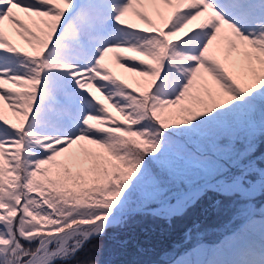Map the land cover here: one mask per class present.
<instances>
[{
    "label": "snow or ice",
    "instance_id": "snow-or-ice-1",
    "mask_svg": "<svg viewBox=\"0 0 264 264\" xmlns=\"http://www.w3.org/2000/svg\"><path fill=\"white\" fill-rule=\"evenodd\" d=\"M257 138L264 0H0V264H109L134 216L209 192L237 200L232 239L162 264H264Z\"/></svg>",
    "mask_w": 264,
    "mask_h": 264
},
{
    "label": "trees",
    "instance_id": "trees-1",
    "mask_svg": "<svg viewBox=\"0 0 264 264\" xmlns=\"http://www.w3.org/2000/svg\"><path fill=\"white\" fill-rule=\"evenodd\" d=\"M256 140L261 141V148L264 147V140L260 138ZM7 175H11V173ZM214 209L216 208H211V212L208 215L216 219L218 218V212L217 210L213 211ZM148 219L146 217L135 216L127 227L119 230L117 234L128 241L127 248L124 250H114L111 244H109L103 259L109 262V264H149L150 262L159 260V256L154 252L159 251L167 245L168 239L163 233L160 235L159 230L152 222H147ZM223 222H231V218L226 216ZM184 225L185 222L183 220L177 221L175 223L176 231L180 230ZM159 245H162V247H158Z\"/></svg>",
    "mask_w": 264,
    "mask_h": 264
},
{
    "label": "rangeland",
    "instance_id": "rangeland-1",
    "mask_svg": "<svg viewBox=\"0 0 264 264\" xmlns=\"http://www.w3.org/2000/svg\"><path fill=\"white\" fill-rule=\"evenodd\" d=\"M163 10L164 9L161 8V11H163ZM130 18L131 19H134V17H130ZM141 26H143V25H141ZM5 32H6V35L13 41V43H15L17 45H22L23 42L20 41L19 38L14 35L12 26L9 25L7 22H5ZM105 64L111 70L112 74L114 76H116L118 79H123L125 81V83H127V84L129 83L130 85H132V84L134 85L133 74L125 71L124 68H121L117 64V62L115 61V59H114V57L112 56L111 53L108 54V56H106V58H105ZM136 79H139V78L137 77ZM3 87L4 88H13L14 90H18V89L15 88V86H13L10 83H5L3 85ZM97 96H98V98H101L102 99V96L99 93H97ZM105 103H107V102H105ZM109 111L113 115H115L117 117V120L118 121L119 120H122V117H120L119 114H117L113 108L109 107ZM3 113L9 119L10 122H15L16 121L17 117L7 107V104L6 103L3 104ZM260 146H261V141L260 140H255V143L253 145V163H260L261 161H264V155H263L264 154V147L261 148ZM209 196H210L209 197V202L212 203L214 201L215 196L211 192H210ZM262 202H264V198H261V200H259V204H261ZM201 203L202 202H200V201L198 202V204H201ZM227 211L231 214V209H229ZM195 219H198V218H195ZM201 221L202 220L200 219V222ZM206 231H207L206 228H203L201 231H199V234H204ZM162 233L163 234H166L169 238L172 236V235L170 236L166 231H162ZM254 238L256 240H258L259 239L258 234ZM231 239L232 238L227 239V240H231ZM173 242H174V240H173ZM225 242H224V244H225ZM224 244H222V245H224ZM192 246H193L192 244H189L187 246V248H191ZM158 247H162V245H159ZM216 248H219V247H216ZM164 250L165 249H160L159 251L154 252L155 254H157L159 256V260H157V261L161 262V264H162V261L165 260L166 256L169 255V253H162ZM174 251H177V250H174Z\"/></svg>",
    "mask_w": 264,
    "mask_h": 264
},
{
    "label": "bare ground",
    "instance_id": "bare-ground-1",
    "mask_svg": "<svg viewBox=\"0 0 264 264\" xmlns=\"http://www.w3.org/2000/svg\"><path fill=\"white\" fill-rule=\"evenodd\" d=\"M176 216H178V215H175V216H172V217L175 218Z\"/></svg>",
    "mask_w": 264,
    "mask_h": 264
}]
</instances>
